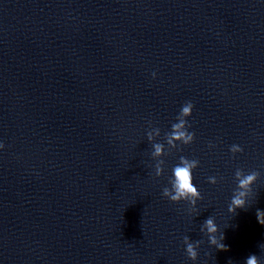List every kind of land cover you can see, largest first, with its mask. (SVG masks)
Returning <instances> with one entry per match:
<instances>
[{
	"label": "water",
	"instance_id": "water-1",
	"mask_svg": "<svg viewBox=\"0 0 264 264\" xmlns=\"http://www.w3.org/2000/svg\"><path fill=\"white\" fill-rule=\"evenodd\" d=\"M189 100L196 140L155 177L147 132ZM0 142V264H193L185 236L197 264H264V0H0ZM181 155L196 210L162 196ZM238 168L260 178L233 217Z\"/></svg>",
	"mask_w": 264,
	"mask_h": 264
},
{
	"label": "clouds",
	"instance_id": "clouds-1",
	"mask_svg": "<svg viewBox=\"0 0 264 264\" xmlns=\"http://www.w3.org/2000/svg\"><path fill=\"white\" fill-rule=\"evenodd\" d=\"M153 79L157 78L155 72L152 73ZM195 105L192 101H186L174 123L171 124V130L164 134V142H157L161 137V129L159 127H150L147 132V140L151 143L153 151L151 152L152 159L155 161L154 176L163 177L165 173V155L167 145L168 154L171 150H182L180 146H190L195 140V133L190 131L191 125L189 119L193 116ZM215 145L209 143V148H214ZM6 145L0 142V151H3ZM231 153H242L243 148L239 145H232L230 147ZM200 167L198 159H189L181 155L178 162L171 169V176L168 178V186L162 189V196L172 202L173 204L187 203L191 209L198 208V202L203 199L200 191L194 184V171ZM234 178L237 184L233 192L230 203L228 205L229 213L234 217L238 215L239 211H247L249 209V200L253 196L254 186L260 178L258 171L245 172L243 169L238 168L235 171ZM208 183L217 185L219 180L216 176H209ZM256 218L260 225L264 226V210H256ZM200 232L207 237L210 246L219 251H228V246L224 243L225 235L221 232L215 219L210 216L207 218L200 227ZM183 244L187 257L197 264L199 261V249L203 244L202 240L192 241L189 236L183 238ZM260 250L264 252V244L259 245ZM228 264H232L229 260ZM244 264H261V259L256 254H250Z\"/></svg>",
	"mask_w": 264,
	"mask_h": 264
}]
</instances>
